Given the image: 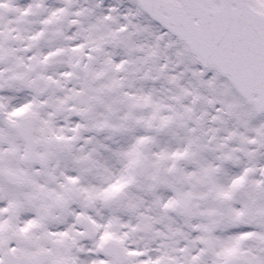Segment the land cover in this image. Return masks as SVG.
Instances as JSON below:
<instances>
[{"label": "snow or ice", "instance_id": "6c2138e0", "mask_svg": "<svg viewBox=\"0 0 264 264\" xmlns=\"http://www.w3.org/2000/svg\"><path fill=\"white\" fill-rule=\"evenodd\" d=\"M0 264H264V0H0Z\"/></svg>", "mask_w": 264, "mask_h": 264}]
</instances>
